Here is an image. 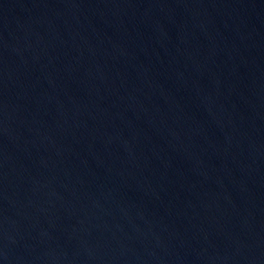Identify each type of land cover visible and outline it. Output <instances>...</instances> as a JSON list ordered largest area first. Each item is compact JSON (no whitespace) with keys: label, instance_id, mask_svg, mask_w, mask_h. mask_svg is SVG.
Listing matches in <instances>:
<instances>
[{"label":"water","instance_id":"1","mask_svg":"<svg viewBox=\"0 0 264 264\" xmlns=\"http://www.w3.org/2000/svg\"><path fill=\"white\" fill-rule=\"evenodd\" d=\"M0 264H264V0H0Z\"/></svg>","mask_w":264,"mask_h":264}]
</instances>
